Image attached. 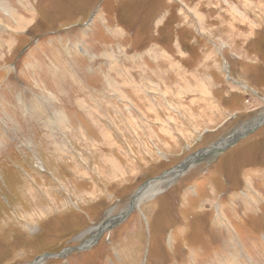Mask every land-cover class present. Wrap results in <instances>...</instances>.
<instances>
[{
	"label": "rangeland",
	"instance_id": "1",
	"mask_svg": "<svg viewBox=\"0 0 264 264\" xmlns=\"http://www.w3.org/2000/svg\"><path fill=\"white\" fill-rule=\"evenodd\" d=\"M227 1L0 0V264H264V0Z\"/></svg>",
	"mask_w": 264,
	"mask_h": 264
},
{
	"label": "water",
	"instance_id": "2",
	"mask_svg": "<svg viewBox=\"0 0 264 264\" xmlns=\"http://www.w3.org/2000/svg\"><path fill=\"white\" fill-rule=\"evenodd\" d=\"M249 131H245L243 134H241L240 136H243L245 134H248ZM239 136V135H238ZM237 142V139H235L233 141V143H230L228 145H226L225 147H221L223 145V142H220L216 145H214L213 147L200 151L197 154L191 156L189 159H187L185 162H183L182 164H180L179 166H177L176 168H174L173 170L165 173L164 175H162L161 177L151 180L150 182H148L147 184H145V186L142 188V190L139 192V194L146 189L149 185H151L152 183H155L157 181H161L162 179H164L165 177L171 176V175H176V177H179L182 173H184L185 171H187L188 169L192 168L194 165L201 163L203 161V159L214 155L215 153H221L223 151H225L228 147L233 146L235 143ZM216 154V155H217ZM133 206H131L130 208H132ZM130 210V209H129ZM106 228L105 223L91 228L89 231H87L86 233H92L94 231H100L102 232L104 229ZM71 251H73L74 249H70ZM69 249L66 251H70ZM78 250H80V248H78ZM63 253L58 254V255H50L47 254L43 257H40L39 259H37L36 261H34V263L32 264H41L43 263L47 258H58L61 257Z\"/></svg>",
	"mask_w": 264,
	"mask_h": 264
},
{
	"label": "bare ground",
	"instance_id": "3",
	"mask_svg": "<svg viewBox=\"0 0 264 264\" xmlns=\"http://www.w3.org/2000/svg\"><path fill=\"white\" fill-rule=\"evenodd\" d=\"M225 3H227V6H228V8H230L231 9V4L229 3V1H227V0H225ZM2 6V5H1ZM3 6H5L6 7V9L4 10V11H6L8 14H9V16L12 18H16V22L19 24V22L20 23H26V22H28L27 21V19L26 18H24L23 16H20L19 14H18V12L17 11H15V10H9V7L7 6V4H5V5H3ZM11 8V7H10ZM9 10V11H8ZM6 13V14H7ZM244 15V14H243ZM195 18V17H194ZM27 24V23H26ZM30 24H31V22H30ZM18 26H20V25H18ZM15 30V29H14ZM20 30V29H19ZM149 48V47H148ZM198 80V79H197ZM154 86V85H153ZM206 88V87H205ZM202 89V88H201ZM208 89V88H207ZM136 90V89H135ZM152 91V90H151ZM182 91V90H181ZM204 91V90H203ZM208 92V91H207ZM179 93V92H178ZM204 93V92H203ZM206 93V92H205ZM211 94V93H210ZM160 95V94H159ZM147 106V105H146ZM127 108V107H126ZM142 108V107H141ZM185 110V109H184ZM60 115V114H59ZM69 116V115H68ZM195 116V115H194ZM61 120H62V122H64V121H66L67 120V122H68V119H67V115H65V114H63V115H61ZM58 120V119H57ZM93 120V119H92ZM60 121V120H59ZM71 121V120H70ZM70 124H71V122H70ZM96 124V123H95ZM68 124L66 123V126H67ZM99 125V124H98ZM109 141V140H108ZM229 154V153H228ZM226 157V156H225ZM223 158V157H222ZM221 158V159H222ZM113 161V160H112ZM221 163V162H220ZM143 192L144 191H142L140 194H138L137 196H136V199H135V204L137 203V201H139L140 200V198L141 197H143L144 195H143Z\"/></svg>",
	"mask_w": 264,
	"mask_h": 264
}]
</instances>
